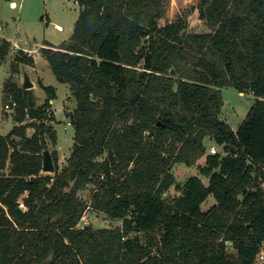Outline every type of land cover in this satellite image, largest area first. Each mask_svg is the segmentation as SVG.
I'll use <instances>...</instances> for the list:
<instances>
[{
  "label": "trees",
  "instance_id": "1",
  "mask_svg": "<svg viewBox=\"0 0 264 264\" xmlns=\"http://www.w3.org/2000/svg\"><path fill=\"white\" fill-rule=\"evenodd\" d=\"M77 1L71 35L41 47L76 100L63 166L54 147L55 170H43L58 138L56 87L40 80L38 104L33 87L4 81L17 104L16 123L0 133V264H258L264 0H199L203 31L188 29L183 14L161 23L169 0ZM11 51L0 35V60ZM13 51L12 69L34 64L25 48ZM228 85L255 95L237 129L221 114ZM178 162L197 163L208 181H179ZM172 186L177 193L165 196ZM89 187L87 199L80 191ZM88 208L121 223L81 224Z\"/></svg>",
  "mask_w": 264,
  "mask_h": 264
},
{
  "label": "rangeland",
  "instance_id": "2",
  "mask_svg": "<svg viewBox=\"0 0 264 264\" xmlns=\"http://www.w3.org/2000/svg\"><path fill=\"white\" fill-rule=\"evenodd\" d=\"M2 1L6 0H0V2ZM198 1L199 0H169L166 14L161 18L160 22L164 23L167 20L174 19L179 14H183L187 18L188 29L197 31L207 30L208 26L197 14L196 5ZM80 8V4L77 0H26L22 12H20L18 8H15V10L11 9V11H8L9 16L6 17V19L12 28L17 25L19 31L18 38L22 43L23 40H27L25 43L30 46L34 43L42 45L43 42L48 40L55 44H59L71 35ZM5 22L2 23L0 20V23L4 25H6ZM58 24L61 25V28ZM18 46L21 47L22 45L12 44V51L10 54L6 58L0 60V133H7L14 122L16 123L14 117L16 107L6 108L4 105L14 98L11 93L3 89L6 70H9L6 79L10 75L11 80L16 81L22 86L24 84L25 73H28L32 81L36 80V82H38V77H36L31 66H25L23 62H20L17 64L16 70L11 68V62L15 55V51L13 50H16ZM41 53L40 47L35 68H37L39 74L44 78L46 84L58 85L57 96L54 98V103H52V111L56 116V119L52 123L57 129L58 138L56 145L51 141L49 142V149L50 151H52L54 147L58 149L59 165L63 166L71 153L74 142L75 126L73 122L69 123L68 121H72L70 110L75 107L76 100L71 94L69 84L66 82H58L56 74L53 72L47 58ZM33 90L37 98V103H42L46 97L45 90L40 86H36V88L33 87ZM222 94L224 105L221 114L234 129H237L254 102L255 95L252 92L240 91L230 85L222 87ZM13 119L14 122L12 121ZM33 131L34 128L29 126L28 133L31 134ZM213 145H216L218 150H221V146L217 145L212 140H208V149L210 151ZM204 161V157L199 160V162ZM174 172L177 179L181 182H184L192 174H200L205 182L208 181V176L199 172L197 163L188 165L178 162L174 165ZM91 192L92 188L89 187L81 190L80 194L88 199ZM175 193H177V190L172 186L169 191L165 193V196H172ZM213 200L214 198L210 196L204 206L211 204ZM84 214H86V217L81 219V224L92 223V226L99 227L121 223L120 219L112 218L107 213L93 208H88ZM260 264H264V262Z\"/></svg>",
  "mask_w": 264,
  "mask_h": 264
},
{
  "label": "crops",
  "instance_id": "3",
  "mask_svg": "<svg viewBox=\"0 0 264 264\" xmlns=\"http://www.w3.org/2000/svg\"><path fill=\"white\" fill-rule=\"evenodd\" d=\"M25 4H26V0H6V1L0 2V20L2 21V23H4L6 21L5 22L6 25L3 24L4 25V29L1 31L0 35L9 38L10 40H12V42H16V43L22 45L30 53L33 54L34 59H35L34 64H29V63H24V64H25V66H31L33 68L32 70L34 71L36 77H38V79H37L38 82H36V80H35L33 87L36 88V86H40L41 88H43L39 84V81L41 80L44 84H46V83L44 81V78L41 76V74H39L37 68H35V66H36V63H37L36 61H37V57H38V50H39L40 47L45 45L44 42H43L42 45L34 43L31 46L25 43V41H27V40H23V43L20 42V39L18 38L19 31L17 29L18 28L17 25H15V27L12 28L10 26V24L7 22V19H6V17L9 16V14H8L9 10L11 11V9L15 10V8H18L19 11L22 12L24 10ZM58 25H59V27H61L60 24H58ZM49 42L52 44L51 46H53V47H57V45L60 44V43L59 44H55L54 42H51V41H49ZM25 69H26V67H25ZM8 72H9V70L7 69L6 72H5V75H4V81H5L6 77H7V74H9ZM4 81H3V89H4ZM58 82L60 83L61 81L58 80ZM52 85H54L56 87V91H57L58 85L57 84H52ZM52 103H54V99H52ZM12 121L14 122V119ZM14 124H15V122H14Z\"/></svg>",
  "mask_w": 264,
  "mask_h": 264
},
{
  "label": "water",
  "instance_id": "4",
  "mask_svg": "<svg viewBox=\"0 0 264 264\" xmlns=\"http://www.w3.org/2000/svg\"><path fill=\"white\" fill-rule=\"evenodd\" d=\"M145 71V69H142L140 72H139V77L141 76V74ZM176 70L175 68L173 67L171 69V73H175ZM23 86L25 88H31L34 86V81L31 80L30 76L28 75V73H25L24 75V84ZM70 113H73V109L70 110ZM43 170L44 171H48V172H53L55 170V163H54V159H53V156H52V153L50 151L49 148H46L44 150V159H43ZM21 207L23 208L24 206L21 205ZM89 226H92V223H89L88 224ZM43 264H48V263H43Z\"/></svg>",
  "mask_w": 264,
  "mask_h": 264
},
{
  "label": "built area",
  "instance_id": "5",
  "mask_svg": "<svg viewBox=\"0 0 264 264\" xmlns=\"http://www.w3.org/2000/svg\"><path fill=\"white\" fill-rule=\"evenodd\" d=\"M3 24L2 23H0V33H1V31L3 30ZM9 39V38H8ZM10 40V39H9ZM11 41V45L12 44H15V45H18V43H16V42H12V40H10ZM20 46H18V48H19ZM21 47H23V46H21ZM24 48V47H23ZM17 49V48H16ZM26 49V48H25ZM27 50V49H26ZM16 104H17V101L16 100H14V99H12L10 102H6L4 105H5V107L6 108H11V107H15L16 106ZM69 123L70 122H72V121H68ZM218 150V148H217V146L216 145H213L212 146V148H211V152H216ZM86 217V214H84L83 215V217L82 218H85ZM264 262V242H263V244H262V246H261V249H260V251L258 252V254H257V263H263Z\"/></svg>",
  "mask_w": 264,
  "mask_h": 264
},
{
  "label": "bare ground",
  "instance_id": "6",
  "mask_svg": "<svg viewBox=\"0 0 264 264\" xmlns=\"http://www.w3.org/2000/svg\"><path fill=\"white\" fill-rule=\"evenodd\" d=\"M61 28V27H60Z\"/></svg>",
  "mask_w": 264,
  "mask_h": 264
}]
</instances>
